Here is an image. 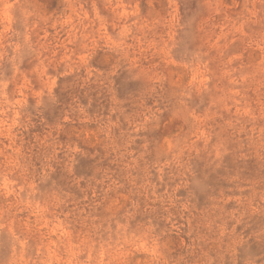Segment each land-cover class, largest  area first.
<instances>
[{
    "label": "rangeland",
    "instance_id": "374dc122",
    "mask_svg": "<svg viewBox=\"0 0 264 264\" xmlns=\"http://www.w3.org/2000/svg\"><path fill=\"white\" fill-rule=\"evenodd\" d=\"M0 264H264V0H0Z\"/></svg>",
    "mask_w": 264,
    "mask_h": 264
}]
</instances>
